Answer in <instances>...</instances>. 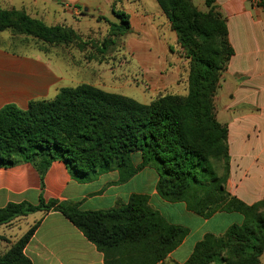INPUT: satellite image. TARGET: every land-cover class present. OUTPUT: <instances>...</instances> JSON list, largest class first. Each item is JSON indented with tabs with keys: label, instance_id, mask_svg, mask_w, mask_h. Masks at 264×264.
Returning <instances> with one entry per match:
<instances>
[{
	"label": "trees",
	"instance_id": "1",
	"mask_svg": "<svg viewBox=\"0 0 264 264\" xmlns=\"http://www.w3.org/2000/svg\"><path fill=\"white\" fill-rule=\"evenodd\" d=\"M168 14L181 46L196 63L189 94L162 96L150 104L92 85L62 88L53 100L31 101L26 109L8 104L0 109V168L33 165L43 178L51 164L63 161L75 178L116 170L121 182L146 167L158 171L157 192L170 202H184L189 211L209 219L216 213H240L242 224L223 235L207 234L185 264H260L264 253V201L247 205L226 190L230 170L228 130L216 117L220 77L233 56L228 29L211 7L199 12L191 0H158ZM183 8V19L177 13ZM110 23L121 36L131 33L130 17L113 12ZM17 29L45 43L63 40L65 28L47 26L25 11L0 9V33ZM213 45L210 59L198 54ZM215 44V45H214ZM142 162L133 164L135 154ZM214 162H223L219 174ZM59 212L104 253L106 264H120L116 251L127 250L134 264H156L174 251L189 230L169 223L144 195L104 211H82L73 203L41 200L9 203L0 208V227L37 212ZM40 222L5 253L0 264H31L24 254ZM128 256V258H129ZM115 261V262H114Z\"/></svg>",
	"mask_w": 264,
	"mask_h": 264
},
{
	"label": "crops",
	"instance_id": "2",
	"mask_svg": "<svg viewBox=\"0 0 264 264\" xmlns=\"http://www.w3.org/2000/svg\"><path fill=\"white\" fill-rule=\"evenodd\" d=\"M52 1L55 3V0ZM65 1L77 3L78 0ZM192 1L202 12L211 9L207 0ZM210 1L214 11L226 22L229 43L234 51L214 101L217 120L228 130L230 170L226 190L251 206L264 201V0ZM11 2L0 0V9L25 11L47 26L54 22L68 24L73 19L50 18L45 5L39 6V2L45 4L48 0H33V3L20 8L13 7ZM100 3L105 5L103 0ZM90 19L101 25L98 18ZM158 20L135 18L139 25L131 22L130 33L137 39H155L156 50L144 42L134 44L135 39L129 40L133 63L138 61L141 66L134 64L129 67L128 78L141 76L138 73L143 71L142 82L149 87L148 93L152 95L169 90L180 73L178 67L171 68L168 63L171 58L168 44L157 41L159 34L155 33L152 24ZM5 32L0 33V109L8 104L26 109L31 101L53 100L62 88L69 86L66 73L65 84H62L63 78L55 81V76L59 75L52 56L43 54L36 47L28 50L16 47ZM81 68L88 79L80 85L88 84L128 97L113 90L115 87L100 83L103 79H106L105 83H112L111 80L116 77L114 68L107 69L94 59L84 61ZM73 69L65 67L66 72ZM128 92L136 94L138 91L131 89ZM141 162V154H135L134 166ZM158 180V171L153 167H146L131 179L121 182L116 170L91 174L88 180L81 181L72 176L63 161L53 162L43 178L33 165L21 164L0 168V208L9 203L30 202L37 205L41 200H58L73 203L82 211H104L127 204L133 195L147 196L150 206L169 223L189 230L181 245L156 264H185L195 246L207 234L221 236L232 225H240L244 221L240 213H216L205 219L189 211L184 202L167 201L157 192ZM37 222L40 224L24 250L31 264H106L104 253L65 216L54 211L37 212L1 226L0 254H5ZM115 253L116 257H121L120 264H134L127 250ZM260 264H264V253Z\"/></svg>",
	"mask_w": 264,
	"mask_h": 264
},
{
	"label": "rangeland",
	"instance_id": "3",
	"mask_svg": "<svg viewBox=\"0 0 264 264\" xmlns=\"http://www.w3.org/2000/svg\"><path fill=\"white\" fill-rule=\"evenodd\" d=\"M48 1L45 4L39 2V6L43 7L42 5H45L47 11L50 12V18H73L68 23L69 25L58 22H54L51 25L53 27L61 26L65 28L62 41L48 44L33 35L20 33L17 29H9L5 34L11 42L13 41L12 43L16 47L20 46L25 50L36 47L43 54L52 56L56 67L55 71L59 75L55 76V81L63 78L62 84H65L66 73V77L69 79L68 87L80 85L88 79L84 73V69L81 68L82 64L84 61L90 62L94 59L101 65L106 66L107 69L111 67L116 70V77L114 80H111L112 83H105L106 79H103V81H100L102 86L106 84L113 86L115 87L113 90L134 98L142 104H150L154 100L167 95L188 96L191 75L196 70L195 59L189 52V49L181 46L179 43V36L175 32L168 14L159 5L158 0H103L105 5L99 4L101 0H78L77 3H69L65 0H55V3L52 0ZM31 3H33V0H12L11 5L15 8H20L24 4L27 6ZM194 7L198 10L195 5ZM210 10L208 12L198 11L208 14ZM114 11H123L128 14L130 22L134 23V25H139V22H136L135 18H159L158 21H153L152 24L155 33L159 34L157 41L159 44H168V53L171 55L168 63L171 68L175 66L180 69L179 78L169 90L153 95L149 94V87L142 82L143 71H139L138 73L141 76L128 78L127 69L129 67L134 66V64L141 66L138 61L133 63L129 40L135 39L133 41L134 44L139 43V41L144 42L155 50L157 43L153 44L155 39H137L133 33L121 36L119 32L113 31L110 23L118 24V20L114 21V19L107 18H116L113 13ZM177 15L183 19L186 12L181 8ZM90 18H98L97 20L101 25H97ZM131 18H133L132 21ZM98 26L101 29L98 30ZM213 47L215 46L209 43L202 44L198 54L213 59L216 57H213L211 53ZM65 67L67 69H74L66 72ZM163 72L165 71H161L160 73ZM128 73L130 75V72ZM90 78L92 79V76ZM221 79L222 76L220 77V85ZM131 89H135L138 92L131 94L128 92ZM223 164V162H214L219 174L223 172ZM261 212L264 214V208H262Z\"/></svg>",
	"mask_w": 264,
	"mask_h": 264
}]
</instances>
